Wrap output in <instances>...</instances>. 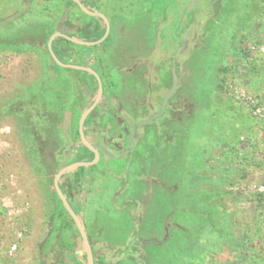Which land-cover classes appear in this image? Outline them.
<instances>
[{
    "label": "rangeland",
    "instance_id": "obj_1",
    "mask_svg": "<svg viewBox=\"0 0 264 264\" xmlns=\"http://www.w3.org/2000/svg\"><path fill=\"white\" fill-rule=\"evenodd\" d=\"M16 1L0 2V264H42L45 255L40 250V242L46 236L48 221L55 214L52 228L61 231L66 243L73 240L68 255L81 257L84 247L79 237H72L77 234L75 227L69 224L67 216L60 212L57 205L53 185L56 168L52 167L49 155H44L36 144L39 131H35L34 124L42 118L36 108L39 102H28L31 94L38 91L37 88L46 87L47 80L54 81L49 79L51 75L58 76L59 80L55 82L64 84L63 94L68 98L64 96L63 106L58 109L51 105L46 109L40 107L47 114L44 124H52L50 131L64 139L74 82L66 80L71 75L69 69L49 72V60L34 41V34L38 35L37 32L41 33L46 27H54L57 31L61 27L60 22L64 27L65 15L57 22L45 12V7L50 6L52 14H57L52 7L55 3L35 0L32 7L11 19V6ZM111 1V5L108 4L110 14L119 7L127 11L125 15L134 21L126 29V38H123L122 30L115 38L121 49H129L132 61L145 56L142 42L149 35L147 30L151 33L155 26H161L160 31L166 36L165 45L170 48L174 45L171 36L179 30L177 39L181 40L182 47L178 55L190 49L189 34L175 25L186 12V0H162L159 6L166 18L162 17L160 21L155 15V26L145 23L150 19L144 13L148 10L146 5L141 7L144 12H139L135 0ZM146 1L149 9L153 8L150 0ZM26 7L28 4L22 9ZM153 9L157 11V7ZM186 15L184 26H189L190 16L194 25V49L191 58L182 66L183 78L177 96L180 102L175 99V103L183 104L181 100L187 101L189 97L193 102L184 112L169 117L168 128L164 131L172 139H166L162 144L159 142L165 148L168 161L161 180L168 183L176 180L178 186L175 191L178 193L175 198L183 203L173 204L170 194L167 201L164 194L162 196L163 187L155 186L153 179L146 189L143 184L141 186L140 178L134 172L138 164L140 166L139 155L132 160L134 164L127 158L121 161L111 159L109 174L105 178L97 175L91 184L92 192H95L89 195L85 205L88 230L90 233L92 229L99 230L101 240L121 244L122 251L127 254L134 251L133 247L137 248L135 242L131 246L128 244L129 230L133 225L129 207L121 209L113 200L114 191L120 185L122 188L127 186L138 196L150 191L146 201L137 203L136 216L142 220V235L146 237L156 232L154 239L161 237L159 239L163 240L160 245L156 243L158 239L143 242L145 249L139 254L151 258V264H264V0H197L193 10ZM74 21V25L80 22L79 19ZM238 39L241 40L240 47L249 52V61L236 51ZM130 45L133 46L130 48ZM253 61L263 71L258 81L251 82L246 68ZM63 78L65 80H61ZM55 84L48 86L57 88ZM171 85V75L165 73L162 86L170 90ZM151 88L154 90L153 85ZM217 108L226 126L221 127L220 118L214 117ZM192 110H196L195 114L198 113L200 119L196 131L189 139L183 136V131L180 133L182 137L175 136L177 125L182 126L186 133L184 120L186 116L190 119L194 116ZM152 112L143 108L139 121ZM49 118L52 119L48 121ZM59 122H62L61 125ZM158 122L159 119H156L153 123L143 124L144 129L151 130V134L147 135V145L151 147L161 139V130L156 126ZM163 123L167 125L165 119ZM30 127L32 132L28 129ZM221 135H235L236 139L246 137V141L239 146L249 150L256 146L255 162H244L242 158L236 161L231 153L226 161L229 144L222 141ZM148 147L140 156L146 161H154L157 156ZM153 168L149 165L148 169L156 173ZM115 175L121 176L122 181ZM169 187H172L170 191L173 193V185ZM205 191L210 192L207 194ZM132 206L135 207L134 203ZM204 206L217 209L218 214H212V219L215 220V215L221 217L217 226L224 232L211 228L201 215L192 214L191 209H202ZM187 209L189 212H186ZM222 220L228 222L227 228L233 227V232L241 237V245L244 243L241 248V245L227 239L226 224H219ZM172 222L176 224L166 227ZM176 230L181 236L182 232L186 234L183 237L188 236L193 243L192 248L185 246L187 241L184 245L185 239L180 238ZM177 234L179 237H176ZM175 237L177 241L171 250ZM182 247L189 250L182 254Z\"/></svg>",
    "mask_w": 264,
    "mask_h": 264
},
{
    "label": "flooded vegetation",
    "instance_id": "obj_2",
    "mask_svg": "<svg viewBox=\"0 0 264 264\" xmlns=\"http://www.w3.org/2000/svg\"><path fill=\"white\" fill-rule=\"evenodd\" d=\"M1 1L3 0H0V2ZM42 1L44 3L46 1L52 0H41V2ZM161 1L162 0H150L151 4H153V8L157 7V11H154L153 8L149 9L146 0L145 2H142V0L134 1L137 9H139V12H144L141 7L146 5V8L148 10H146L144 13L146 16L150 17V19L145 21V23L149 22L153 26V24L155 23L153 21L156 18L154 17L155 15H158L157 20L160 19V21L162 17H165L162 16V11L160 9L161 6H159L161 5ZM111 2H113V0ZM121 2L123 1L121 0ZM34 3L35 0H17L16 3L12 4L11 6L13 9L11 19L17 18L19 14H21L20 12L28 10L34 5ZM83 3L90 9L98 10L104 13L110 22V32L101 43L87 45L79 44L69 39L71 43L68 44V58L67 60L63 61L69 64L91 67L96 70L101 77L103 89L102 96L95 107L88 114L83 126L84 134L88 142L94 149L83 142L79 130V122L86 108L91 106L97 99L99 90L98 80L95 75L86 70L77 69L85 71L87 72V74H76L74 72L76 68L63 67L61 65V67L69 69L71 72L70 77H68L66 80L69 79L73 82H83L82 96L78 99L76 106L73 105L74 98L69 100L71 108L69 111V121L66 137L62 139V136H58V133H52L50 129H53V126L50 128L52 124L48 123L46 125V130L44 131V133L39 134L36 144L41 148V151L44 155H49V161L51 162L52 167L54 166L56 168L55 174L60 170V168L73 162H93L94 160L97 161L92 165L80 166L72 171L65 173L59 181V184L63 192L65 193L69 203L71 204L73 209L81 216L85 224V228L94 255V264H151V258L142 257L141 254H139V251L142 252L145 249L143 242H153L154 240L156 241V239H158L159 242L156 243L160 245L163 244V240H160L161 237H159L160 239H154V235L156 234V232H153L150 236L146 237L145 235H142L140 228L142 225V220L140 216H136L137 203L146 201V199L149 197L150 191H146L143 195L138 196L134 190H128L129 187L127 186L122 188L121 185L114 191V203H116L121 209L129 207V216L133 223L128 234V244L131 246L135 242V244H137V248L133 247L134 251H130L132 253L128 254L122 251L123 248L121 244H112L108 243L107 241L105 242L104 240H101L99 238V230L92 229V233L89 232L86 223L85 205L88 201L89 195L95 192H92L91 189V184L94 183L95 177L100 174L105 178L106 175L111 171V159L114 161H121L124 158H127L133 163L132 160L136 159L137 157L135 156L137 155H139L140 157V161L138 160L140 166L138 164L136 169L137 171L134 172L137 173L135 176H138L140 178L141 186L143 184L145 186L144 189H146L148 182L152 181L153 179L155 181V186L160 185L163 187L162 196L164 194L163 197H166L167 201L171 195V202L173 204L180 205L183 203L179 202L181 200L175 198L176 193H178L175 191L178 186V184L175 183L176 180L170 181L169 183L161 180L163 173L168 168V161L166 160L165 156V148H162L161 144L164 143L166 139H168L169 141L172 139V137L169 138L167 133L164 131V129L168 128L169 117H173V115H175L177 112H184V110L190 107V104L193 102L190 97L187 99V101H184V99H182L181 101H183V104L177 102L175 103V99L178 100L177 96L181 87V79L183 78L182 66L184 64L186 65L187 60L190 56H192V52L194 49L192 45V36L195 35V33L193 32L194 25L191 24V16L188 15L190 16V24L188 27L184 26V19L187 16V12L185 11L183 16L177 20L178 24L175 25L178 27V29L179 27H182L181 30L184 32L186 31L187 34H189V42H191L190 49L184 50V53L182 55H178L179 49H181L182 47L181 40L177 39V36L180 35L179 30L171 36L173 41L172 45H174L170 48L165 45L166 36L162 30L160 31L161 26L156 27L154 24L155 27H153V31L149 33L147 30V33L149 35L144 37V40L142 42V45L146 50L145 56L143 55L144 57H140V59L134 58V61H132L129 56V49L128 51H125L123 48L121 49V44L115 41V38H118L117 33L120 30H122L123 38H126V29L130 28L129 26H131L132 22H134L129 19V16L125 15L128 14V12L117 7V11L115 10L113 14H110L108 11V4L111 5V3H109V0H85V2ZM113 3H116L115 0ZM188 3L189 0H186V2H184L185 8L187 7ZM25 4L26 6L28 4V8L26 7L22 9ZM45 12L48 13V16L50 18L54 19L56 17V14H52V10L50 11V9H46ZM96 18L102 21L106 31L105 21L100 17ZM86 19H88V17ZM76 26L78 25H74L72 21L70 25L65 24L64 27H61V31L71 37L86 41H95L100 39L104 35L103 34L101 37H95L89 40L83 39L77 36ZM149 26H147V28ZM175 40L176 42L174 43ZM125 46L123 45V47ZM132 46L133 45H130L129 47L131 48ZM175 48H177L176 52ZM174 70L175 74L178 77L177 87L174 93L168 99L164 111L161 115L154 118L151 122L143 123L150 124L156 121V119H159V122L156 126L159 130H161V139L155 141V145H152L153 147H151L147 145L148 136L151 134V130L144 129L143 124L139 125V123L141 121L147 120L151 115L160 111L164 96L170 91L162 86L164 75L165 73L167 75H171L173 85ZM49 79L54 81L59 80L58 76H56L55 74L51 75ZM61 80H65V78ZM151 85L154 86V90L151 88ZM178 102H180V100H178ZM145 107L146 109L149 108L150 111L152 110L153 112L147 115L144 120L139 121V115L142 109ZM51 119L52 118H49V120H47L50 121ZM164 119L166 120L167 125L163 123ZM61 123L62 122H59V125H61ZM157 142L158 144H156ZM159 142L161 144H159ZM147 147L148 150L149 148L150 150H152L154 156H157L154 161H146L144 157L140 156V154H144ZM103 149H105V151H103ZM94 150L98 151V156ZM149 165H153L155 168H157V170L153 168L157 172H151V169H148ZM102 166L104 167L102 168ZM130 166H132V164ZM81 168H83L82 171H80ZM138 173L142 175L139 176ZM115 176L119 177L122 181L121 176ZM153 177H155L156 179H154ZM171 184L174 187L173 193H171L170 191L172 190V187H169ZM126 187L127 190H125ZM96 189L99 190V188ZM54 190L60 212L67 216L70 222L69 224L74 226L77 232V234H73L72 237H79V239L82 241L84 251L83 256L81 257L75 256L74 254L68 255V251L72 249L71 247L73 245V240L66 243L63 238V234H61V231H55V229L52 228V226H54L55 224L54 220H56L57 216L55 214V216H52L48 221L46 236L40 242V250L45 255L42 264H89L87 251L85 249L81 234L73 218L60 199L55 186ZM168 190L170 193L168 192ZM67 192L68 194L72 192V194H70V198L68 197L69 195H67ZM168 194H170L169 197ZM133 203L135 207L132 206ZM67 222L68 221L66 220V223ZM167 224V226L165 224L166 227L176 223L172 222L171 224ZM53 233L55 235L52 237ZM133 248L131 249L133 250Z\"/></svg>",
    "mask_w": 264,
    "mask_h": 264
},
{
    "label": "trees",
    "instance_id": "obj_3",
    "mask_svg": "<svg viewBox=\"0 0 264 264\" xmlns=\"http://www.w3.org/2000/svg\"><path fill=\"white\" fill-rule=\"evenodd\" d=\"M82 1L85 2V0H82ZM52 2L55 3L52 7L57 10V14L55 17V20L57 22H60V18L63 15H65V22L64 23L68 24V25H70L72 23V21H74V19L80 20V22L78 21L79 23H77L78 26H77V30H76V32H77L76 34L78 37L89 40V39H93L95 37L96 38L101 37L104 34L105 26L102 23V21H100V19H98L96 17H91V16L87 15L85 12H83L74 0H52ZM49 8H50V6L45 7V9H49ZM87 17H88V19H86ZM82 18H84V19H82ZM59 25L61 27H63V24L61 22L59 23ZM54 31H55L54 27L52 29L46 27L45 29H42L41 33L37 32L38 35L34 34V38H35L34 41H35V43L39 44L41 51L44 52L46 58L49 60V72L51 71V72L57 73V72H59L60 69H63V67H61L59 64H57L54 61V59L52 58L50 51L48 49V40ZM243 40H244V38H243ZM69 43H71V41L69 39H66L63 37H57L53 41V48L55 50V53L57 54V56L62 61H65L68 58L67 50L69 47V45H68ZM240 45H241V40L238 39L237 44H236V46H238V47H237L236 51L241 55L242 58H244L246 61H249V59H248L249 58V52L246 51L244 48L240 47ZM246 69H247V75L251 78L250 79L251 82L252 81H258L259 77L262 74L261 72L263 71V69L258 64H256V61L251 62V65L248 66ZM223 70L227 71L228 69L223 68ZM74 72L76 74H83V73L87 74V72L82 71V70H77V69H75ZM82 83H83L82 81L81 82L75 81L73 83L72 94H73V98H74V101H73L74 106H76L78 99L82 96ZM51 84H55V86L57 88L51 89V87L48 86ZM45 85H47V86L46 87L43 86L44 88L43 87L37 88L38 91L31 94L30 101L28 102L29 104L35 103L36 100L39 102L37 104L38 106H36V108L39 109V113L42 116V118L40 117L41 122L37 121V123L34 124L35 129H36L35 131H39V134L44 133V131L46 130V125H47L46 123L44 124V122H45L44 120H46L44 118H45V116H47V114H44L46 111H43L41 109L40 105L43 106V109H46L47 106H50V105L52 107L58 109V107L63 106L62 102L64 101L63 100L64 96L67 97V95L63 94L62 89L64 88L63 87L64 84H62L60 81L55 82V81H48L47 80ZM220 87L223 88V85H220ZM48 93H49L50 97L48 96ZM191 107L194 109L193 104L191 105ZM216 110L214 113L215 114L214 117H216L218 119L220 118L221 121L219 120L220 121L219 125L221 127L226 126L224 121L221 119L222 115L220 114L219 109L217 108ZM192 111H194V116L191 119L188 118V116H186L185 120H184V122L186 123L185 125L187 127V129L185 128L186 133H185V130L182 126L177 125L176 129H175V136L177 135L178 137H182L180 135V133H181V131H183V133H182V134H184L183 136H186L189 139V138H191L193 132L196 131L195 130L196 125H198V123L200 122V119L198 117L199 114L198 113L195 114L196 110H192ZM31 116H33V115H31ZM219 125H218V127H219ZM31 127H33V126H31ZM31 127L28 128L30 130V132H32ZM221 127H220V129H222ZM220 129L218 130L219 134H220ZM37 139H38V137H37ZM222 141L227 142L229 144L228 155L225 156L226 161L229 160V158H230L229 155L231 153L233 156H235L236 161L239 160L240 158H242V159H244L243 160L244 162H246V161L247 162L249 161L251 163L255 162L256 156L254 155V153L258 150L257 147L251 146L252 147L251 150L246 149V148L242 149L240 147L246 141V137H243L241 139H236L235 135H233L232 137L227 136V135H223ZM251 141H252V139H251ZM82 170H83V168L80 169V171H82ZM209 192L210 191H205V193H207V194H209ZM70 194H72V192ZM70 194H68V192H67V195H69L68 196L69 198H70ZM205 207L206 206H204L203 208H205ZM191 208H193V207H191ZM203 208L202 209H196V208L191 209L193 212L192 214L193 215H198V214L201 215L202 219H205L207 222L210 223L211 228H214L215 230L218 229L219 231L224 232V229H219L220 227L217 226L218 225L217 220L219 218L221 219V217H218V215H215L216 216L215 220L212 219L213 218L212 214H214V213L218 214V212H216L217 209H215V208L213 209L210 206H207L208 209L207 208L203 209ZM211 209H213V210H211ZM186 212H189L188 209ZM214 221H216L215 222L216 224H214ZM227 223H228L227 221H223V220L219 222V224H226L225 225V231L227 230V235H226L227 239L230 242H233V243L236 242L240 246L242 244L241 243V237H238L237 234L235 233V231L233 232V229H234L233 227L228 226V228H227ZM175 228H177V227L175 226ZM176 231H177V233H179L178 230H176ZM176 231L172 232V233H176ZM182 234H183V236L186 235L183 232H182ZM179 235H180V233H179ZM183 236L180 235V238L185 239L184 245L187 241V244L185 246L186 247L190 246V248H192L193 243L189 241L188 236H185V237H183ZM223 236H225V235L223 234ZM176 237H179L178 234L176 235ZM176 237L173 241V245L171 246V250H172L173 246H175V244H176V241H177ZM243 245H244V243H243ZM243 245H241L239 248H241ZM176 246L179 248V245H176ZM182 248H183L182 254L184 252L186 253L189 250V249L184 248V247H182Z\"/></svg>",
    "mask_w": 264,
    "mask_h": 264
},
{
    "label": "water",
    "instance_id": "obj_4",
    "mask_svg": "<svg viewBox=\"0 0 264 264\" xmlns=\"http://www.w3.org/2000/svg\"><path fill=\"white\" fill-rule=\"evenodd\" d=\"M77 5L80 7V9L87 13L88 15H91V16H96V17H100L102 18L105 23H106V31L104 33V35L98 39V40H95V41H86V40H82V39H78V38H74V37H71L67 34H65L64 32H62L61 30V27H59L57 29L56 32H54L49 40H48V48H49V51H50V54L52 56V58L61 66L63 67H72V68H76V69H82V70H86L90 73H92L93 75H95V77L97 78L98 80V83H99V90H98V96H97V99L96 101L89 107L86 108V110L84 111V113L82 114L81 118H80V122H79V130H80V134H81V137H82V140L83 142L88 145L89 147H91L92 149H94L90 143L88 142L85 134H84V130H83V126H84V122L88 116V114L91 112V110L95 107V105L98 103V101L100 100L101 96H102V80H101V77L99 76L98 72L96 70H94L93 68L91 67H88V66H81V65H75V64H69V63H65L63 61H61L59 59V57L57 56V54L55 53L54 49H53V41L55 38L57 37H65V38H68L76 43H79V44H87V45H94V44H97V43H101L109 34L110 32V22H109V19L107 18V16L98 11V10H93V9H90L87 5H85L81 0H74ZM196 1L197 0H189V3H188V7L186 9V12H190L196 5ZM177 82H178V77L177 75L175 74V70H174V81H173V85L170 89V91L164 96V99H163V103H162V107L160 109L159 112L157 113H154L153 115H151L147 120L145 121H141L139 123V125L143 124V123H149L151 122L154 118H156L157 116L161 115L162 112L164 111L165 107H166V104L168 102V99L171 97V95L174 93L176 87H177ZM132 139H133V135H132ZM95 153L97 154L98 156V151L97 150H94ZM103 151H105V149H103ZM97 161L94 160L93 162H83V161H77V162H73L71 164H68L66 166H63L62 168H60V170L55 174V177H54V186H55V189L60 197V199L62 200L65 208L67 209V211L69 212V214L71 215V217L73 218L80 234H81V237L83 239V243H84V246H85V249L87 251V255H88V261H89V264H94V255H93V251H92V247H91V244H90V241H89V238H88V234H87V231H86V228H85V224L81 218V216L73 209V207L71 206V204L69 203L65 193L63 192L60 184H59V181L61 179V177L69 172V171H72L80 166H89V165H92L94 163H96Z\"/></svg>",
    "mask_w": 264,
    "mask_h": 264
}]
</instances>
